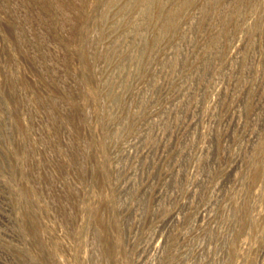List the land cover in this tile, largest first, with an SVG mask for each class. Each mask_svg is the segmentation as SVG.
Returning <instances> with one entry per match:
<instances>
[{"label":"rangeland","instance_id":"rangeland-1","mask_svg":"<svg viewBox=\"0 0 264 264\" xmlns=\"http://www.w3.org/2000/svg\"><path fill=\"white\" fill-rule=\"evenodd\" d=\"M0 264H264V0H0Z\"/></svg>","mask_w":264,"mask_h":264}]
</instances>
